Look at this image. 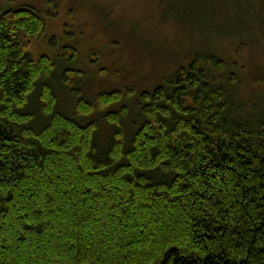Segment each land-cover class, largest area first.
Here are the masks:
<instances>
[{"label": "trees", "instance_id": "obj_1", "mask_svg": "<svg viewBox=\"0 0 264 264\" xmlns=\"http://www.w3.org/2000/svg\"><path fill=\"white\" fill-rule=\"evenodd\" d=\"M44 30L0 6V264H264V112L230 105L226 63L88 103L27 53Z\"/></svg>", "mask_w": 264, "mask_h": 264}, {"label": "rangeland", "instance_id": "obj_2", "mask_svg": "<svg viewBox=\"0 0 264 264\" xmlns=\"http://www.w3.org/2000/svg\"><path fill=\"white\" fill-rule=\"evenodd\" d=\"M262 2L0 0V6L31 10L41 18L43 37L27 53L34 59L47 56L63 71L82 74L70 82L88 103L100 93L150 91L197 56L214 53L226 63L222 78L230 105L239 104L248 113L253 108L264 112ZM238 41L246 47L239 53L233 45ZM70 50L75 51L71 63L66 55ZM229 78L235 86L227 85ZM55 92L69 111L75 103L70 91ZM127 120L132 121L130 115Z\"/></svg>", "mask_w": 264, "mask_h": 264}]
</instances>
